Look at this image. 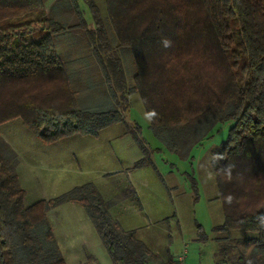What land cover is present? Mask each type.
Segmentation results:
<instances>
[{
  "label": "rangeland",
  "instance_id": "obj_1",
  "mask_svg": "<svg viewBox=\"0 0 264 264\" xmlns=\"http://www.w3.org/2000/svg\"><path fill=\"white\" fill-rule=\"evenodd\" d=\"M120 1L115 0L118 6L113 13L115 22L108 12L107 0H94L111 53L119 57L127 86L132 89L127 95L128 105L123 103L125 107L120 108L124 121L109 124L94 135L77 132L43 141L25 122L26 108L22 111L24 117L14 110L6 111L0 116V150L4 155L9 150L16 154L19 183L26 193L25 205L91 184L119 227L132 231L135 239L158 256L157 261L167 260L169 253L178 264H228L223 260L225 255L218 239L242 238L244 232L215 230L224 221L226 201L219 192L218 176L209 160L210 150L226 139L231 122H213L202 133V129L196 134L171 132L174 137L166 134L165 138L157 136L150 127V121L158 118H162V124L169 126L176 122L180 126L179 118L187 114L186 107L188 114H192L202 97L213 94L218 60L202 50L203 42L211 43L212 39L208 31L196 33L181 24L186 23V17L191 20V14L194 24L201 26L200 8H188L193 6L192 0L188 5L186 0ZM73 2L87 26L94 28L83 0H43L48 15L65 26L53 38L65 75L50 81L42 91L35 90V101L43 107L54 104L107 111L114 104L98 59L85 34L71 28L78 20ZM119 8H125L126 12L119 15ZM136 11L139 12L135 15ZM174 11L182 16L176 18L177 24L168 21L172 25L165 31L160 22V31H153L154 19L171 20ZM184 13L189 14L185 17ZM136 32L143 33L142 41L134 39L138 37ZM135 54L141 57L137 59ZM140 85L145 88L141 95L136 90ZM205 85L207 89H202ZM136 125L148 147V155L145 164L135 167L143 156L130 133ZM229 191L228 201L239 212L251 211L264 203V191L256 194ZM47 217L50 225L55 229L62 227L68 232L67 237L72 238L64 243L81 244L87 229L95 237V246H85L84 242L82 247H63L65 264H113L81 204L65 202L50 208Z\"/></svg>",
  "mask_w": 264,
  "mask_h": 264
},
{
  "label": "trees",
  "instance_id": "obj_2",
  "mask_svg": "<svg viewBox=\"0 0 264 264\" xmlns=\"http://www.w3.org/2000/svg\"><path fill=\"white\" fill-rule=\"evenodd\" d=\"M83 1L91 13L94 28L87 26L75 2L72 5L78 20L71 28L85 34L98 59L114 104V108L107 111L77 110L54 104L43 107L35 101V90L42 91L50 81L65 75L63 61L53 41L54 35L65 26L48 15L43 0H0V116L11 110L22 117L27 115L25 122L43 141L77 132L94 135L109 124L124 121L120 108L128 105L127 95L132 89L127 86L119 57L111 53L94 0ZM192 1L193 6L188 8H200L202 25L194 24L191 14V20L186 17L189 13L182 14L186 15V23L181 24L196 33L208 31L212 39L211 43L203 42L202 50L203 54L210 53L218 60L213 94L202 97L192 114H188L186 107L187 114L179 118L180 126L176 122L169 126L162 124V118H158L150 121V127L157 136L165 138L166 134L174 137L171 132L196 134L213 122H231L226 139L210 150L209 162L218 176L219 192L226 201L224 221L216 225L215 230L244 232L242 238L218 239L225 255L223 260L228 264H264V203L251 211L239 212L236 205L228 201L229 190L247 194L264 191V0ZM186 2L188 5L189 0ZM107 7L111 18L117 22L113 17L118 8L115 0H107ZM119 9V15L126 12L125 8ZM173 14L171 20L158 17L159 22H155L154 19L153 31L160 29V22L162 30L167 31L176 23V18H182L177 11ZM168 21L172 24L168 25ZM136 34L138 37L134 39L142 41L143 33ZM206 44L210 46L205 48ZM208 49L210 52H206ZM144 89L140 85L136 90L141 95ZM23 108L28 111L25 115ZM140 132L138 125L130 132L143 155L135 162V167L147 162L148 147ZM187 140L189 142L190 138ZM10 151L4 155L0 150V264H65L47 217L50 208L65 202L83 206L113 264L179 263L169 253L167 260L157 261L158 256L135 239L132 231L121 229L91 184L76 186L50 200L25 205L26 193L19 183L16 154ZM229 165L232 166L230 175L226 171ZM192 181L195 187L194 178Z\"/></svg>",
  "mask_w": 264,
  "mask_h": 264
},
{
  "label": "crops",
  "instance_id": "obj_3",
  "mask_svg": "<svg viewBox=\"0 0 264 264\" xmlns=\"http://www.w3.org/2000/svg\"><path fill=\"white\" fill-rule=\"evenodd\" d=\"M67 137V136H65ZM64 138V137H63ZM76 217H78V215H75ZM74 218V217H73ZM51 228H52V232H53V235L58 243V246H59V249H60V252L61 254L64 255L65 251H63V247L65 248L66 245H74V247L76 245H78L79 247H82L81 244H85V246L87 245H92V246H95L96 244V241H95V237L92 236L91 232L87 229L86 232H85V236L84 237H81V244L79 243H74L72 241H69L67 243H64L65 241L69 240V239H72V238H68L67 236H69L68 232H66L62 227L59 228V229H55V227L51 224ZM89 239V241H88ZM82 249V248H81ZM79 249V250H81ZM85 249H87V247H85ZM67 251V250H66ZM62 255V256H63ZM65 260V259H64Z\"/></svg>",
  "mask_w": 264,
  "mask_h": 264
},
{
  "label": "clouds",
  "instance_id": "obj_4",
  "mask_svg": "<svg viewBox=\"0 0 264 264\" xmlns=\"http://www.w3.org/2000/svg\"><path fill=\"white\" fill-rule=\"evenodd\" d=\"M166 43H167V44H170V43H171V41H166ZM231 167H232V166H231V165H229V166L227 167V169H226V171L228 172V174H229V175L231 174ZM228 199H229V201L231 200V198H230V197H229Z\"/></svg>",
  "mask_w": 264,
  "mask_h": 264
}]
</instances>
